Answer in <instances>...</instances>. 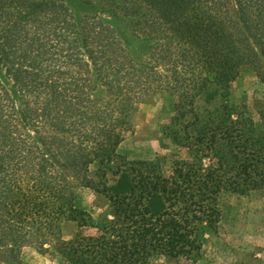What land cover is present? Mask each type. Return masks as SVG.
<instances>
[{
    "label": "trees",
    "instance_id": "obj_1",
    "mask_svg": "<svg viewBox=\"0 0 264 264\" xmlns=\"http://www.w3.org/2000/svg\"><path fill=\"white\" fill-rule=\"evenodd\" d=\"M243 67L264 85V0H0V264L29 245L62 264L196 261L221 195L264 192V101L257 121L227 102ZM156 96L190 156L169 172L119 152Z\"/></svg>",
    "mask_w": 264,
    "mask_h": 264
},
{
    "label": "rangeland",
    "instance_id": "obj_2",
    "mask_svg": "<svg viewBox=\"0 0 264 264\" xmlns=\"http://www.w3.org/2000/svg\"><path fill=\"white\" fill-rule=\"evenodd\" d=\"M263 101L264 85L250 67L241 68L239 77L230 84L228 104L244 107L246 113L257 121V111L261 107L257 103ZM221 103L222 100H218L214 107L219 108ZM174 116V100L167 96H156L141 105L133 117L132 133L119 148L120 154L130 160H159L167 172L173 160H189L184 149L175 147L164 136V129ZM80 205L94 219H99L107 210L106 202L89 190L82 191ZM220 207L222 215L217 233L206 230L200 257L196 261L162 258L157 264H264V192L247 196L224 193L220 197ZM73 231V226H66L64 239H68ZM19 263L62 264L59 259L42 254L34 245L21 250Z\"/></svg>",
    "mask_w": 264,
    "mask_h": 264
},
{
    "label": "crops",
    "instance_id": "obj_3",
    "mask_svg": "<svg viewBox=\"0 0 264 264\" xmlns=\"http://www.w3.org/2000/svg\"><path fill=\"white\" fill-rule=\"evenodd\" d=\"M264 243V242H263Z\"/></svg>",
    "mask_w": 264,
    "mask_h": 264
}]
</instances>
